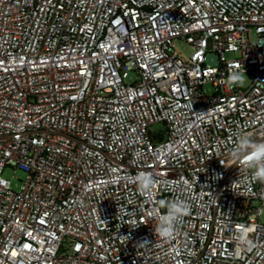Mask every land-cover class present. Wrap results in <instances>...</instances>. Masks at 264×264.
<instances>
[{"label": "built area", "instance_id": "built-area-1", "mask_svg": "<svg viewBox=\"0 0 264 264\" xmlns=\"http://www.w3.org/2000/svg\"><path fill=\"white\" fill-rule=\"evenodd\" d=\"M240 136L264 142V0H0V264H264Z\"/></svg>", "mask_w": 264, "mask_h": 264}, {"label": "clouds", "instance_id": "clouds-1", "mask_svg": "<svg viewBox=\"0 0 264 264\" xmlns=\"http://www.w3.org/2000/svg\"><path fill=\"white\" fill-rule=\"evenodd\" d=\"M242 83V73L235 72L229 76L230 85ZM231 157L236 161L242 158L244 167L252 170L250 172L252 179L264 184V142H256L248 136H240L231 152ZM136 183L142 192L150 194L155 180L150 173H140ZM159 207L166 211L159 214L154 231L160 237L170 240L174 238L178 225L190 214V205L187 201L173 198L159 201Z\"/></svg>", "mask_w": 264, "mask_h": 264}, {"label": "rangeland", "instance_id": "rangeland-1", "mask_svg": "<svg viewBox=\"0 0 264 264\" xmlns=\"http://www.w3.org/2000/svg\"><path fill=\"white\" fill-rule=\"evenodd\" d=\"M209 47L210 48L212 47V43H210ZM176 48L179 51V53H181V55L185 59H188L189 56L192 53L191 47L186 45L184 42H182L180 40L176 41ZM216 62H217L216 61V56H214V55L208 56V58H207V63L208 64L215 65ZM248 84H249L248 76L247 75H243V83L241 84L242 87H246ZM207 90H208V92H210V87H207ZM3 177L6 180L11 182L12 188L15 191H20L21 186H22V180H24L25 174L22 171H19V170L15 171V170H13L11 168H7L5 170V172H4ZM260 222L262 224H264V207H263V210H262V215H261V218H260Z\"/></svg>", "mask_w": 264, "mask_h": 264}]
</instances>
